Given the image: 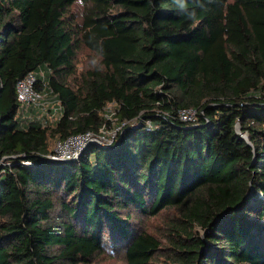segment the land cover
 <instances>
[{
    "label": "trees",
    "instance_id": "obj_1",
    "mask_svg": "<svg viewBox=\"0 0 264 264\" xmlns=\"http://www.w3.org/2000/svg\"><path fill=\"white\" fill-rule=\"evenodd\" d=\"M40 71L58 116L19 121L16 83ZM118 126L108 147L47 159ZM108 250L264 264V0H0V264Z\"/></svg>",
    "mask_w": 264,
    "mask_h": 264
},
{
    "label": "built area",
    "instance_id": "obj_2",
    "mask_svg": "<svg viewBox=\"0 0 264 264\" xmlns=\"http://www.w3.org/2000/svg\"><path fill=\"white\" fill-rule=\"evenodd\" d=\"M43 72L28 73L16 83V98L17 101L26 107H39L43 109L45 94L37 89L38 85H44ZM113 112L110 114L112 117ZM197 112L194 109H179L177 117L179 120L187 123L196 121ZM108 116L107 119H111ZM133 125H130L132 127ZM115 129V130H114ZM102 128L98 134L93 132H85L81 134L71 135L62 141H57L54 144L52 152L47 156V159L53 162H68L77 160L82 152L89 146L97 145L108 147L112 144L120 127ZM113 130V131H112ZM25 165H29L24 162Z\"/></svg>",
    "mask_w": 264,
    "mask_h": 264
},
{
    "label": "rangeland",
    "instance_id": "obj_3",
    "mask_svg": "<svg viewBox=\"0 0 264 264\" xmlns=\"http://www.w3.org/2000/svg\"><path fill=\"white\" fill-rule=\"evenodd\" d=\"M43 109L40 111L41 113V115H46V117H44V119H43V117L42 116H40V114H39V116L37 117L39 120H47V121H52V120H54V117L55 116H53V117H51L52 115H53V113L54 114H56L57 112H56V103H55V100L52 98V97H47L45 100H44V102H43ZM107 109H108V116L109 117H111L110 116V114L114 111V108L112 107V106H109V107H107ZM48 110H49V112H48ZM37 110H33L32 108H30V107H26V108H24V110L22 111V113H18L17 114V116H16V118H17V120H22V119H25L24 117H26V116H28L29 114H31V112H33V113H35ZM57 116V115H56ZM50 117V118H49ZM107 117V116H106ZM112 126L114 127L115 125H113L112 124ZM112 128V127H111ZM115 130V129H114ZM113 131V130H112ZM115 138H116V136H115ZM114 138V139H115ZM149 222H150V220H148ZM145 226H148V224H147V222L145 223ZM150 227L148 228V230H150V231H154V229H155V227L152 225V224H150L149 225ZM107 254V258H109V260H106V259H99V260H97V262H100L99 264H122V261H120V260H118V259H116V258H112V257H110V256H108V254H110V250H108V252L106 253ZM105 257V258H106Z\"/></svg>",
    "mask_w": 264,
    "mask_h": 264
},
{
    "label": "water",
    "instance_id": "obj_4",
    "mask_svg": "<svg viewBox=\"0 0 264 264\" xmlns=\"http://www.w3.org/2000/svg\"><path fill=\"white\" fill-rule=\"evenodd\" d=\"M237 132L239 133V129L237 128ZM242 138H244L247 142H248V139H247V136L246 135H241ZM88 148V147H87ZM87 148L82 152V154L87 150ZM81 154V155H82ZM80 155V156H81ZM76 160H73V161H68V162H61V163H73L75 162Z\"/></svg>",
    "mask_w": 264,
    "mask_h": 264
},
{
    "label": "crops",
    "instance_id": "obj_5",
    "mask_svg": "<svg viewBox=\"0 0 264 264\" xmlns=\"http://www.w3.org/2000/svg\"><path fill=\"white\" fill-rule=\"evenodd\" d=\"M56 112H57V111H56ZM56 115L58 116V113H56V114L53 113V115H52L51 117L55 116V117H54V119H55V118L57 117Z\"/></svg>",
    "mask_w": 264,
    "mask_h": 264
}]
</instances>
